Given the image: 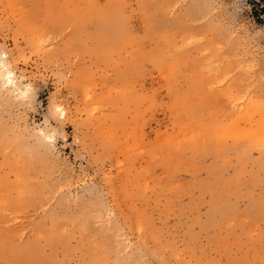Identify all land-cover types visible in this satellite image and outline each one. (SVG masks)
I'll list each match as a JSON object with an SVG mask.
<instances>
[{
    "label": "rangeland",
    "instance_id": "obj_1",
    "mask_svg": "<svg viewBox=\"0 0 264 264\" xmlns=\"http://www.w3.org/2000/svg\"><path fill=\"white\" fill-rule=\"evenodd\" d=\"M261 5L0 0V264H264Z\"/></svg>",
    "mask_w": 264,
    "mask_h": 264
},
{
    "label": "clouds",
    "instance_id": "obj_2",
    "mask_svg": "<svg viewBox=\"0 0 264 264\" xmlns=\"http://www.w3.org/2000/svg\"><path fill=\"white\" fill-rule=\"evenodd\" d=\"M6 53L0 55V90L15 89L16 83L12 75V67L9 63L5 62ZM31 91V86L28 85L23 91L15 92L17 98L27 100Z\"/></svg>",
    "mask_w": 264,
    "mask_h": 264
},
{
    "label": "trees",
    "instance_id": "obj_3",
    "mask_svg": "<svg viewBox=\"0 0 264 264\" xmlns=\"http://www.w3.org/2000/svg\"><path fill=\"white\" fill-rule=\"evenodd\" d=\"M264 1V0H263ZM264 10V5H261L260 6V11H263Z\"/></svg>",
    "mask_w": 264,
    "mask_h": 264
},
{
    "label": "bare ground",
    "instance_id": "obj_4",
    "mask_svg": "<svg viewBox=\"0 0 264 264\" xmlns=\"http://www.w3.org/2000/svg\"><path fill=\"white\" fill-rule=\"evenodd\" d=\"M264 119H262V121H263Z\"/></svg>",
    "mask_w": 264,
    "mask_h": 264
},
{
    "label": "snow or ice",
    "instance_id": "obj_5",
    "mask_svg": "<svg viewBox=\"0 0 264 264\" xmlns=\"http://www.w3.org/2000/svg\"><path fill=\"white\" fill-rule=\"evenodd\" d=\"M57 111H59V109Z\"/></svg>",
    "mask_w": 264,
    "mask_h": 264
}]
</instances>
